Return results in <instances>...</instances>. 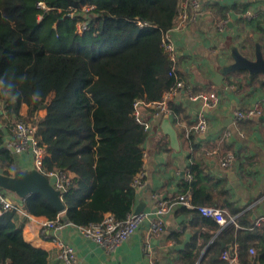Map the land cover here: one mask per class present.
<instances>
[{"label": "trees", "instance_id": "obj_1", "mask_svg": "<svg viewBox=\"0 0 264 264\" xmlns=\"http://www.w3.org/2000/svg\"><path fill=\"white\" fill-rule=\"evenodd\" d=\"M179 1L0 0V172L11 176L16 169L17 155L5 139L12 136L11 121L19 119L36 128L46 153L43 171L69 176L62 215L39 194L20 200L27 214L50 221L60 216L81 228L99 223L105 214L123 220L133 212L138 191L132 183L141 172L149 134L134 120L133 102H157L177 78L183 79L161 48ZM84 6L91 9L82 11ZM36 94L40 99L33 101ZM169 108L176 126L185 111L173 101ZM188 172L191 179H183L181 193H191L193 206L225 209L247 229L230 227L212 240L219 229L215 221L179 207L175 213L190 218L182 232H192L177 251L180 262L227 264L221 259L224 242L238 264H264V234L251 233L250 214L230 202L225 181L210 177L199 163ZM19 215L15 210L0 215V264H51L47 252L23 239ZM180 236L172 239L180 243ZM256 238L260 243L251 258L247 252Z\"/></svg>", "mask_w": 264, "mask_h": 264}, {"label": "crops", "instance_id": "obj_2", "mask_svg": "<svg viewBox=\"0 0 264 264\" xmlns=\"http://www.w3.org/2000/svg\"><path fill=\"white\" fill-rule=\"evenodd\" d=\"M199 2L204 11H207L206 16L172 32L175 47L174 63L193 91L209 90L214 87L220 102L215 108L205 111L208 128L202 135L191 131L195 126L200 105L183 98L177 102L185 111L183 116L178 117L176 126L171 123L178 135V152L170 148L168 138L160 133V121L155 120L153 123L150 111L142 108V113L145 119L152 123V128L144 143V149L147 151V159L143 166L146 173L144 186L138 191V200L133 211L142 201L146 204L144 210L151 212L157 204L156 200L151 199L152 195L171 203L181 193V182L189 171V166L199 163L210 177L225 181L230 202L250 214V221L255 228L251 233H258L261 236L264 234V226L256 227L252 217H264V117H255L237 124L232 121L236 110L259 106L264 112V87L260 86L263 78L260 76L250 78L246 72H237L224 77L219 87L214 85L213 80L221 68L232 63L229 47H237L244 56L252 59L253 41L257 39L264 55V0H199ZM227 15L230 17V24L224 34L218 35L212 20ZM244 38L248 41L246 45L243 44ZM44 114L45 112L43 114L39 112L40 117ZM225 132L230 133L227 139L224 138ZM190 133H193L194 146L189 139ZM7 138L5 143L9 141ZM227 153L234 154L235 161L229 169H222L220 159ZM30 164L29 156H17L15 171L30 167ZM13 200L18 204L21 202L16 197ZM179 207L178 205L170 207L164 219L162 234L148 235L150 223L154 219L150 217L135 230L132 237L111 253L81 237L77 227L71 224L54 235L51 232L42 234L41 225L47 219L31 216L22 208L16 222L21 227L23 239L31 246L47 252L51 264H64L58 257L55 240L73 247L80 264H182L177 251L182 250L188 243L192 232L189 230L182 232V227L190 222V218L176 214ZM251 207L253 213L250 212ZM222 210L226 220L232 219L235 222L234 217L225 209ZM215 223L219 226L217 222ZM235 224L236 228L230 224L226 227L219 226L212 240L230 227L241 231L247 229L236 222ZM179 234L182 242L176 243L172 237ZM148 240L150 253L146 254L145 246ZM259 243L258 238L254 239L250 248L256 249ZM198 245H203V241L199 240ZM220 246L228 252L227 247L231 245L221 242ZM202 249L198 262L204 258L207 246Z\"/></svg>", "mask_w": 264, "mask_h": 264}, {"label": "built area", "instance_id": "obj_3", "mask_svg": "<svg viewBox=\"0 0 264 264\" xmlns=\"http://www.w3.org/2000/svg\"><path fill=\"white\" fill-rule=\"evenodd\" d=\"M36 7L47 10L42 2H37ZM83 8V7H82ZM89 8V7H88ZM91 8H89L90 10ZM88 10V11H89ZM207 11L201 6L199 0H180L178 4V12L173 20L172 28L164 34L161 40V48L168 55L170 61L174 63V41L172 38V32L183 27L185 24L193 23L197 21L200 17H205ZM249 17V13H247ZM147 23H139V26H144ZM230 24V17L224 16L222 18H216L212 20V25L218 35H222L226 32L228 25ZM82 26L78 28L79 34L82 31ZM173 73V69L171 74ZM187 99L189 102H195L200 105V109L197 111V119L195 126L192 127L191 131L195 134H204L208 128V121L205 111L215 108L219 104L218 92L214 87L209 90H202L195 92L189 83L184 79L177 78L174 86L166 92L163 97L157 102L144 103L142 100H135L133 102V117L134 120L143 127L144 131L149 133L152 128V123L150 124L148 120L142 113V108L150 111L151 117L153 118V123L156 121H161L164 116H168L169 121L172 120L171 110L169 108V102H178L180 99ZM255 117H264V112L259 106H254L252 108H247L245 110H236L233 116V123L237 124L241 121H248ZM12 136L8 137L9 141L6 144L7 148L14 149V154L17 156L27 155L30 157V166L35 168L37 171L42 173L52 184V186L59 190L61 195L65 186L69 182V176L64 174H55L52 172H44L42 169V162L46 153L44 149L39 146L37 139L35 138V126H29L24 121L12 120ZM172 123V122H171ZM230 137L229 132L224 133V138ZM147 159V151L143 148L142 153V169L141 172L134 178L132 187L136 191H140L144 186V177L146 175L143 166ZM235 161L234 154L227 153L220 159V166L222 169H229ZM184 180H190L191 176L189 172H186ZM6 191L0 189V215L8 211H18L21 212V202L20 204L14 202V195H8ZM152 200H156L157 204L154 209L150 212L143 210L138 214L133 212L126 216L123 220H117L112 214H105L99 223L90 224L87 227L77 228V232L84 239L90 240L102 247L105 252L111 253L115 251L119 245L124 241L133 236L135 230L140 227L146 220L150 217L154 219L149 226V234L159 235L164 232V219L168 213L170 207L173 205H178L184 207L187 210H195L199 215L205 218H210L217 222L220 227H226L227 225H233L235 228L237 225L234 220H226L224 216V211L222 209L210 206H193L191 203V193H179L175 200L170 202H165L157 199L156 195L151 196ZM250 212L253 213V208H250ZM29 217V216H28ZM31 218V217H29ZM61 217L57 216L54 220H47L41 225V233L45 234L51 232L53 235L59 232L65 224L61 221ZM223 220L224 223L221 224L220 221ZM256 227L264 226V217L256 218L254 220ZM58 248V257L64 264H80L77 259L73 247L70 245L55 240ZM146 254L150 253L149 240L145 246ZM251 258L255 255V250L251 247L248 251ZM221 259L226 261L227 264H238L236 255L230 257L228 252H224L221 255ZM153 264V263H152Z\"/></svg>", "mask_w": 264, "mask_h": 264}, {"label": "water", "instance_id": "obj_4", "mask_svg": "<svg viewBox=\"0 0 264 264\" xmlns=\"http://www.w3.org/2000/svg\"><path fill=\"white\" fill-rule=\"evenodd\" d=\"M254 57L252 59L244 56L237 47H229L230 58L232 63L223 67L216 74L213 83L215 86H221L224 77L237 73L246 72L250 78L260 76L264 79V55L261 50V45L254 39ZM160 133L168 138L170 148L178 152L179 140L175 128L169 121L168 116H164L159 124ZM9 140V138H7ZM12 154L14 149L10 148ZM0 189L11 193L19 200H24L32 194L41 195L49 204H51L60 213L64 212L65 206L62 201V195L59 190H56L50 181L39 171L33 167L17 169L11 176L4 175L0 172ZM146 204L139 202L133 213L142 212ZM255 216L252 217L254 221ZM65 224H69L66 219H63ZM228 254L233 257L232 247L228 246Z\"/></svg>", "mask_w": 264, "mask_h": 264}, {"label": "rangeland", "instance_id": "obj_5", "mask_svg": "<svg viewBox=\"0 0 264 264\" xmlns=\"http://www.w3.org/2000/svg\"><path fill=\"white\" fill-rule=\"evenodd\" d=\"M88 10H89L88 6H84V7L82 8V11H88ZM80 26H81V24H78V25H77V33H79V32H78V28H80ZM54 27H55V26H54ZM245 39H246V38L242 39L244 45H246V42H247V44H248V41H245ZM40 112L43 114V111H40ZM38 117H40V116H39V113H38ZM15 120L18 121L19 119H15ZM24 122L27 123L29 126H31L29 121H27V122L24 121ZM5 193H7L8 195L11 194V193H8V192H5ZM10 197H11V198H14V197H12V196H10Z\"/></svg>", "mask_w": 264, "mask_h": 264}, {"label": "clouds", "instance_id": "obj_6", "mask_svg": "<svg viewBox=\"0 0 264 264\" xmlns=\"http://www.w3.org/2000/svg\"><path fill=\"white\" fill-rule=\"evenodd\" d=\"M31 99H32L33 101H37V100H39V99H40V96H39V94H36V95H33V96L31 97ZM220 223H221V224H223V223H224V221H223V220H221V221H220Z\"/></svg>", "mask_w": 264, "mask_h": 264}]
</instances>
